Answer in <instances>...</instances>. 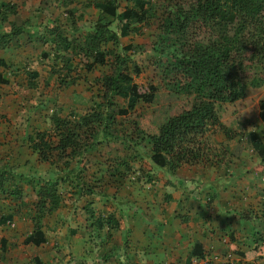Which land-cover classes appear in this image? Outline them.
Returning a JSON list of instances; mask_svg holds the SVG:
<instances>
[{"label":"crops","instance_id":"1","mask_svg":"<svg viewBox=\"0 0 264 264\" xmlns=\"http://www.w3.org/2000/svg\"><path fill=\"white\" fill-rule=\"evenodd\" d=\"M94 1L0 0V264H264L262 161L249 144L246 158L229 156L248 132L264 143V97L242 137L210 136L230 147L217 164L171 172L146 143L111 162L99 153L110 141L94 146L71 163L78 178L58 184V208L39 219L38 188L59 172L40 163L29 137L50 131L54 114L78 121L92 107L87 82L64 79L51 61L60 37L79 39L77 26L65 29L69 11L96 10Z\"/></svg>","mask_w":264,"mask_h":264},{"label":"trees","instance_id":"2","mask_svg":"<svg viewBox=\"0 0 264 264\" xmlns=\"http://www.w3.org/2000/svg\"><path fill=\"white\" fill-rule=\"evenodd\" d=\"M127 1L130 5L122 11L116 0L94 1L99 12L97 21L82 43L77 45L74 40L60 37V50L55 56L62 58L64 67L59 72L69 74L73 58L79 56L86 72L99 65L107 66L110 73L97 80V101L86 115L73 121L54 114L50 131L29 137L30 148L40 163L55 165L59 172L55 180L43 181L38 188L39 219L58 208V184L78 178L79 168H71V163L103 142L118 140L131 150L146 143L152 152L151 161L171 172L183 165L221 162L226 153L210 142V136L223 131L227 139H234L239 134L222 125L219 108L243 99L248 88L264 86V0H183L182 4L178 2L181 0H163L164 11L156 17L158 34L153 51L165 70L162 83L177 100L160 125L151 124L148 116L138 115L127 136L113 137L116 118L130 116L138 103L152 104L157 93L154 85L134 82L133 76L140 74L129 56L134 46L119 47L118 42L133 33L140 34L139 28L148 15L153 16L151 0ZM114 22L119 33L112 29ZM109 44L119 47V52L106 50ZM118 98L124 101L123 106L116 104ZM258 117L264 123V98ZM242 139L229 156L246 158L244 147L249 144L261 158L263 170L264 143L253 132ZM5 178V173L0 175V190ZM7 192L19 195L16 188Z\"/></svg>","mask_w":264,"mask_h":264},{"label":"rangeland","instance_id":"3","mask_svg":"<svg viewBox=\"0 0 264 264\" xmlns=\"http://www.w3.org/2000/svg\"><path fill=\"white\" fill-rule=\"evenodd\" d=\"M119 3V11H122L127 5L130 3L127 0H117ZM165 1V0H164ZM177 2V0H172L171 3ZM179 3H184L183 0L178 1ZM164 3V4H163ZM152 5V15H148V18L141 26L140 34H132L129 38H121L119 39V47L127 45V43L132 44L134 49L129 52V56L131 59V64H135L136 67L140 70V74L138 76H133L134 82L138 85H154L157 87V93L155 100L152 104H139L134 113L127 117H117L115 123V129L113 131V137L117 134V136H127L131 129V124L135 121L138 115L148 116L149 122L154 125H160L167 116V111L171 105L175 103L177 97L174 96L168 89L165 87V84L162 83L164 78L165 70L161 67L160 63L157 62V55L153 51V44L156 41V36L158 34V18L163 10L165 2L163 0H151ZM70 15L67 18V22L64 23L65 29L73 30L75 32L78 31L79 39L74 40L77 45L82 43L79 42L84 35L88 32L92 31V27L94 26V22L97 18V10L88 9L87 7H81V10H73L69 11ZM135 27H140V24H135ZM63 26V25H62ZM75 26H77L75 30ZM63 29L64 31H66ZM112 29L119 33V29L114 22ZM94 30V29H93ZM81 34V35H80ZM86 37V36H85ZM70 38V37H69ZM79 43H78V42ZM119 47L116 46L114 48L112 44L106 46V50L109 51H117L119 52ZM62 56V55H61ZM53 59V57H52ZM161 61H164L162 58ZM90 62V61H89ZM64 67V61L59 59L54 54V59L51 61V68L54 71L59 72ZM71 66H73V70L69 72V74H65V70L62 71L64 75V79L79 78L86 83V93L89 99L90 105L97 101L95 95L98 91L97 80H100L103 76L110 73V70L107 66H99L95 65L91 72H86L84 69V65L80 63L79 56H75L72 60ZM69 76V77H67ZM168 79H164L167 81ZM264 97V86L260 88H248L246 90V95L243 99L236 101L233 104H224L219 108V117L221 123H224L228 129L234 131V133L242 135L248 130L251 126L254 128L256 120V112L257 105L259 101ZM116 104L119 106L124 105V101L121 99L115 100ZM88 103V104H89ZM126 134H125V133ZM124 133V134H123ZM223 148L225 151V155L223 159H226L228 149L230 148L228 145L219 146V148ZM104 158L107 161H112L114 157L116 159L126 158V149L127 145L120 144L118 140H110V144L101 145ZM113 166V165H112Z\"/></svg>","mask_w":264,"mask_h":264}]
</instances>
